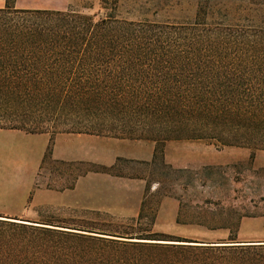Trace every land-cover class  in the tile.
<instances>
[{"label": "trees", "instance_id": "16d2710c", "mask_svg": "<svg viewBox=\"0 0 264 264\" xmlns=\"http://www.w3.org/2000/svg\"><path fill=\"white\" fill-rule=\"evenodd\" d=\"M190 1L193 19L161 21L176 0H101L102 15L6 0L0 129L264 151V0ZM144 205L127 225L0 216V264H264V242L187 241L155 218L143 229Z\"/></svg>", "mask_w": 264, "mask_h": 264}, {"label": "crops", "instance_id": "0c3cea01", "mask_svg": "<svg viewBox=\"0 0 264 264\" xmlns=\"http://www.w3.org/2000/svg\"><path fill=\"white\" fill-rule=\"evenodd\" d=\"M5 5L6 0H0V8ZM15 7L65 11L68 4L67 0H15ZM203 141L206 140L170 141L159 149L152 140L0 129V216L51 223L40 219V209L67 208L136 218L147 192L158 191L155 186L148 189L147 170L160 160L174 169L184 168L194 159H208L192 150ZM257 152L261 151L252 154ZM120 163L130 166L129 173L119 172ZM81 167L88 170L80 173ZM167 206L174 207L173 216H177L176 201L166 197L162 208ZM162 217L159 212L158 222ZM245 225L244 222L242 230Z\"/></svg>", "mask_w": 264, "mask_h": 264}, {"label": "rangeland", "instance_id": "374dc122", "mask_svg": "<svg viewBox=\"0 0 264 264\" xmlns=\"http://www.w3.org/2000/svg\"><path fill=\"white\" fill-rule=\"evenodd\" d=\"M67 4L68 8L84 14H103L101 0H67ZM174 5L170 12L165 10L156 17L152 14L149 17L161 21L195 17V2L176 0ZM131 10L125 6L121 15L136 19L138 14ZM200 143L192 150L208 159H194L186 167L174 169L160 160L150 171L147 170L148 189L155 186L158 191L146 194L143 207L146 219L141 227L146 229L155 218L152 227L155 233L187 241L215 243L236 239V242H264V152H257L254 156L248 149L224 148L208 140ZM129 168L127 163L119 164L120 173H129ZM86 170L88 168L81 167L80 173ZM166 197L176 201L177 216H173L174 207L162 208ZM159 212L164 217L158 222ZM38 216L44 221L75 228L93 227L98 225L96 223L127 225L132 219L67 208L40 209ZM244 222L246 225L242 230Z\"/></svg>", "mask_w": 264, "mask_h": 264}]
</instances>
